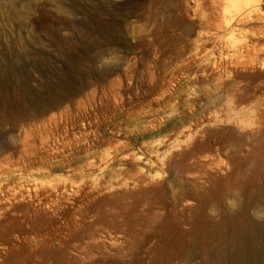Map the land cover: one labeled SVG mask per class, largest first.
I'll use <instances>...</instances> for the list:
<instances>
[{
  "label": "rangeland",
  "instance_id": "374dc122",
  "mask_svg": "<svg viewBox=\"0 0 264 264\" xmlns=\"http://www.w3.org/2000/svg\"><path fill=\"white\" fill-rule=\"evenodd\" d=\"M220 1L0 0L2 94L39 104L0 112V264H202L264 216V33Z\"/></svg>",
  "mask_w": 264,
  "mask_h": 264
},
{
  "label": "bare ground",
  "instance_id": "6f19581e",
  "mask_svg": "<svg viewBox=\"0 0 264 264\" xmlns=\"http://www.w3.org/2000/svg\"><path fill=\"white\" fill-rule=\"evenodd\" d=\"M254 2L255 0H221L220 1L219 7L221 8H220V12L217 14L220 19L218 21H220V23L225 26V29L228 30V32L230 33L229 36L233 40H236L238 38L237 35L239 33H241L242 36L247 34H249L250 36L263 35L264 33L263 29H259L257 32H254L253 30L247 31V29L244 28V26L255 24L253 22H250V20L252 19L258 20V18L254 17L253 12H248V8H250ZM250 51H248V53ZM254 51L255 50L252 51L253 53L250 52V57L247 58L254 57V59L258 60L259 58L258 59L255 58L257 56L256 55L257 53L255 54ZM234 53H232V55ZM235 54L237 55V53ZM238 56H240L239 58L243 57V55L241 54ZM243 58L247 60L246 61L247 63H249V59L245 57ZM239 64H241V62ZM244 66L246 68H244ZM247 66L243 65L242 68L244 70L243 69L242 70L245 71V69L248 68ZM251 67L253 66L251 65ZM248 69H252V68H248ZM13 71H11V68L8 66L3 67V65L2 66L0 65V83L2 82L5 83L7 82L8 84L13 83V80L15 79L14 77H16ZM3 88L4 87L0 86V112H4V113L12 112L13 109L16 108L20 109L21 108L20 106L24 107L25 103H27V105L30 106V108H35L39 106V104L32 102L28 92H26L24 89L21 90L20 99L17 101L15 99H10L7 96L4 97L2 94ZM1 149L3 150V147L0 148V151ZM255 198L257 199V197L254 196L253 199L248 201V203L241 209L240 219H236V218L230 219L229 217H226L227 220L225 221L229 220L226 233L221 231V227L225 222L223 223L221 222L214 226L212 230L214 235L213 236L211 235L212 237L210 238L213 239L216 244L215 243L213 244L211 242L212 240L209 241V238L208 239L205 238L206 237L205 235L202 236L197 235L194 241L190 242L184 248V253L187 256H190L193 253L200 254V257L202 259L201 261L202 264H264V216L259 218L253 216L255 218H252L247 215L249 204L257 201Z\"/></svg>",
  "mask_w": 264,
  "mask_h": 264
},
{
  "label": "clouds",
  "instance_id": "9594fccd",
  "mask_svg": "<svg viewBox=\"0 0 264 264\" xmlns=\"http://www.w3.org/2000/svg\"><path fill=\"white\" fill-rule=\"evenodd\" d=\"M229 203H231V201H229ZM259 218V217H258Z\"/></svg>",
  "mask_w": 264,
  "mask_h": 264
}]
</instances>
